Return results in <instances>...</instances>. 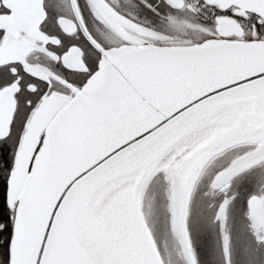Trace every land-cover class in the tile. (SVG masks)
I'll list each match as a JSON object with an SVG mask.
<instances>
[{
    "label": "snow or ice",
    "instance_id": "snow-or-ice-1",
    "mask_svg": "<svg viewBox=\"0 0 264 264\" xmlns=\"http://www.w3.org/2000/svg\"><path fill=\"white\" fill-rule=\"evenodd\" d=\"M0 264H264V0H0Z\"/></svg>",
    "mask_w": 264,
    "mask_h": 264
},
{
    "label": "trees",
    "instance_id": "trees-1",
    "mask_svg": "<svg viewBox=\"0 0 264 264\" xmlns=\"http://www.w3.org/2000/svg\"><path fill=\"white\" fill-rule=\"evenodd\" d=\"M4 200V188L3 186H0V203H2Z\"/></svg>",
    "mask_w": 264,
    "mask_h": 264
}]
</instances>
